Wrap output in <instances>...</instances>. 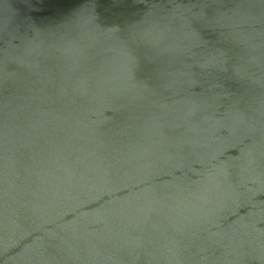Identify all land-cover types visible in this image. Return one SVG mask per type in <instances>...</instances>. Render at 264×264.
<instances>
[{
    "label": "water",
    "instance_id": "95a60500",
    "mask_svg": "<svg viewBox=\"0 0 264 264\" xmlns=\"http://www.w3.org/2000/svg\"><path fill=\"white\" fill-rule=\"evenodd\" d=\"M0 264H264V0H0Z\"/></svg>",
    "mask_w": 264,
    "mask_h": 264
}]
</instances>
